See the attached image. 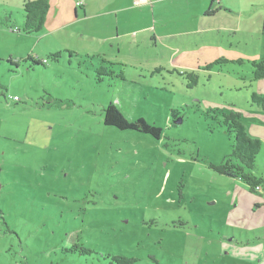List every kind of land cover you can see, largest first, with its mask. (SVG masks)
Instances as JSON below:
<instances>
[{"label": "rangeland", "instance_id": "rangeland-1", "mask_svg": "<svg viewBox=\"0 0 264 264\" xmlns=\"http://www.w3.org/2000/svg\"><path fill=\"white\" fill-rule=\"evenodd\" d=\"M23 3L0 0V264H264V190L211 167L232 152L224 114L239 112L263 142L254 173L264 178V110L252 103L264 79L251 62L263 57L249 58L257 29L242 58L236 47L206 58L195 49L204 39L184 36L182 55L143 45V66L128 60L114 69L125 80L97 83L100 59L23 32ZM225 54L235 58L205 69ZM187 64L193 88L179 74ZM111 103L160 138L105 125ZM75 243L93 252H70Z\"/></svg>", "mask_w": 264, "mask_h": 264}, {"label": "crops", "instance_id": "crops-1", "mask_svg": "<svg viewBox=\"0 0 264 264\" xmlns=\"http://www.w3.org/2000/svg\"><path fill=\"white\" fill-rule=\"evenodd\" d=\"M49 2L51 7L41 37H52L60 43V48L88 56L101 55L115 64L131 60L130 63L143 66L145 52L141 49L147 44L154 49L162 44L172 52V57H177L182 52L176 44L182 37L192 35L204 39L196 43L195 49L206 47L202 52L206 58H218L220 50L235 47L238 58H242L246 51L241 50L240 45L243 39L248 46L255 43L252 39L256 29L257 46L250 51L249 58L257 51V58L264 59V0H148L140 6L133 0ZM78 2L83 5L78 6ZM216 33H227L228 37L218 40L220 34ZM188 49L194 50L190 46ZM224 58L233 60L235 57L225 54ZM181 69L195 71L196 68L187 64Z\"/></svg>", "mask_w": 264, "mask_h": 264}, {"label": "trees", "instance_id": "trees-1", "mask_svg": "<svg viewBox=\"0 0 264 264\" xmlns=\"http://www.w3.org/2000/svg\"><path fill=\"white\" fill-rule=\"evenodd\" d=\"M49 0H26L23 3L24 10V26L23 32L27 34H39L43 31L47 16L50 11ZM72 56L75 52L66 50ZM60 52L52 55L54 60L60 57ZM92 59H100L99 65L95 68L96 82L101 83L105 77L118 78L125 80V71L121 69L117 73L115 66L124 67L122 64H115L101 57V55L88 56ZM35 64L46 63L32 56L28 57ZM229 60L220 58L205 66L206 70L213 69L216 65H222ZM253 78L259 80L264 78V59L260 61H252ZM187 79V86L193 88L199 83V74L195 71L179 73ZM252 103L264 110V95L253 93ZM178 110H172V113H177ZM178 116H174L177 120ZM215 118V117H214ZM104 123L108 126H114L121 130H134L142 133L150 134L155 139H159L162 130L154 125L149 124L143 118L135 122H130L126 119L123 113L113 103L109 104L104 109ZM222 124L226 127L228 135L233 136L231 155L227 156L221 164L214 165V168L220 174L241 179L250 189V191L257 192L256 187L262 186L264 188V178L256 176L254 171L256 169V162L258 155L262 152L263 142L260 139L253 138L247 132V128L241 119L239 112H230L224 114ZM70 252H79L81 254H91L92 249L86 248L83 245L75 243L69 250ZM139 260L135 257H128L124 255L112 256V263L115 264H136Z\"/></svg>", "mask_w": 264, "mask_h": 264}, {"label": "built area", "instance_id": "built-area-1", "mask_svg": "<svg viewBox=\"0 0 264 264\" xmlns=\"http://www.w3.org/2000/svg\"><path fill=\"white\" fill-rule=\"evenodd\" d=\"M133 1H134V4H135L136 6H140V5L145 4L148 0H133ZM77 5H78V6H82L83 3H82V2H78ZM263 190H264V188H263L262 186H258V187H256V191H257L258 193H259V192L262 193Z\"/></svg>", "mask_w": 264, "mask_h": 264}, {"label": "water", "instance_id": "water-1", "mask_svg": "<svg viewBox=\"0 0 264 264\" xmlns=\"http://www.w3.org/2000/svg\"><path fill=\"white\" fill-rule=\"evenodd\" d=\"M176 122H177V123H180V122H182V120H181V119H180V120L178 119V120H176Z\"/></svg>", "mask_w": 264, "mask_h": 264}]
</instances>
